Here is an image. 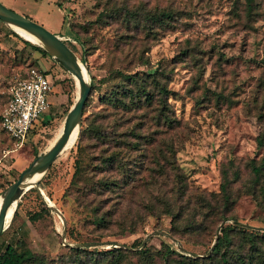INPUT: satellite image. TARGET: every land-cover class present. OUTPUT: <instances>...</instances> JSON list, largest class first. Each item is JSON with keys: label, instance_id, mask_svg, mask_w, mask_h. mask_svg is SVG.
<instances>
[{"label": "rangeland", "instance_id": "obj_1", "mask_svg": "<svg viewBox=\"0 0 264 264\" xmlns=\"http://www.w3.org/2000/svg\"><path fill=\"white\" fill-rule=\"evenodd\" d=\"M0 1L68 41L92 85L81 138L38 181L59 212L28 188L0 249L28 251L25 264H264V0ZM11 30L0 20V113L28 67L54 83L49 121L22 144L0 125V192L77 94L70 72Z\"/></svg>", "mask_w": 264, "mask_h": 264}, {"label": "water", "instance_id": "obj_2", "mask_svg": "<svg viewBox=\"0 0 264 264\" xmlns=\"http://www.w3.org/2000/svg\"><path fill=\"white\" fill-rule=\"evenodd\" d=\"M0 20L10 25L15 32L17 31L14 27H18L35 37L37 40L36 44L40 45L51 57L57 60L65 70L71 73L74 80L76 79L75 83L77 86L76 98L68 109L62 123L61 131L54 142L42 153L36 155L30 163L19 172L17 178L0 192L2 197L0 204L1 233L5 226L8 208L12 204H17L18 199L24 191L30 187L34 186L39 193L42 192L38 186L41 175L50 167L58 155L66 149V144L72 133L78 134L83 107L89 94L91 83L88 80V73L85 65L80 61L75 51L64 42L62 36L50 31L44 25L29 16L8 7L1 1ZM37 173H40V176L35 180H31V177ZM49 206L52 210L59 212L53 204H49ZM154 233L155 231L148 233L147 237ZM145 241L146 239L143 240L142 244H144Z\"/></svg>", "mask_w": 264, "mask_h": 264}, {"label": "built area", "instance_id": "obj_3", "mask_svg": "<svg viewBox=\"0 0 264 264\" xmlns=\"http://www.w3.org/2000/svg\"><path fill=\"white\" fill-rule=\"evenodd\" d=\"M52 90L50 74L37 67H29L24 75L10 84L0 125L16 144H22L27 136L33 134L29 133L31 128L37 130V122L43 120L42 114L48 112L51 105L48 95Z\"/></svg>", "mask_w": 264, "mask_h": 264}, {"label": "trees", "instance_id": "obj_4", "mask_svg": "<svg viewBox=\"0 0 264 264\" xmlns=\"http://www.w3.org/2000/svg\"><path fill=\"white\" fill-rule=\"evenodd\" d=\"M162 16H164V18H168V17H170L171 16V13H169V12H163L162 14H161ZM160 15V16H161ZM161 19H163L162 17H160L159 18V20H161ZM12 31V33L14 34V35H16V36H19L21 39H22V41L24 42V43H26V44H29L34 50H36V51H38V52H40L41 54H47V52L40 46V45H38V44H36V43H33V42H31L30 40H28V39H25V38H23L22 36H20L17 32H15L14 30H11ZM70 38H72V40L73 41H76L77 40V38L74 36V37H72V36H69ZM63 40H64V42H66L67 44H68V41H66L64 38H63ZM78 41V40H77ZM79 43H80V45H81V48H82V51L83 52H86V48H84V42L83 41H78ZM69 45V44H68ZM29 68V67H28ZM43 71H45L46 73H48V74H50V77H51V79H52V81H53V83H54V79H53V76L51 75V73H50V71L49 70H45V69H42ZM131 76V74L128 76V77H130ZM72 80H73V78H71ZM91 88H92V85H91ZM91 88H90V90H91ZM160 88H163V90L166 92L167 91V89L165 88V87H163V86H160ZM143 91H145L144 90V88H141ZM90 92V91H89ZM143 94H145V95H147L148 94V92L147 91H145V92H143ZM89 95V94H88ZM8 96H9V93H8ZM8 96H7V99H8ZM7 99H6V101H7ZM87 99H88V96H87ZM87 99H86V101H85V104H86V102H87ZM6 101H5V103H6ZM85 104H84V107H85ZM84 107H83V111H84ZM83 114V113H82ZM0 116H1V113H0ZM47 121H49V119L48 118H46V119H44V120H41V123H40V125L41 126H44V124H46V122ZM2 129V128H1ZM83 130H84V128H83V126H81L80 128H79V131H78V138L80 139L81 138V135H82V133H83ZM35 129L34 128H31L30 130H29V133H35ZM4 132V131H3ZM10 140L11 141H13V142H15V140H13V139H11L10 138ZM262 144V139H261V137H258V144L257 145H261ZM77 146H79V141H78V143H77ZM37 155V154H36ZM253 169L255 170V171H257V172H259L260 170H261V166H253ZM12 182V181H11ZM11 182H9L8 184H10ZM7 184V185H8ZM29 189H32V190H35L36 191V193H37V195L40 197V199H41V201H42V203L45 205L44 206V209L46 210V211H51L52 209H51V207L49 206V204L41 197V195H40V193H39V191L37 190V188L36 187H30ZM222 189H223V191H224V195H225V197L227 198V193H226V187H225V184H223L222 185ZM19 205V201L17 202V204H16V208H17V206ZM56 207V206H55ZM15 211H16V209H15ZM229 218H233V217H229ZM235 221V223H237V221L236 220H234ZM241 224H239V223H237V224H235L233 227H230V225H224V226H222L221 228H220V231H221V234H217L216 236H215V238H214V242H213V248H212V250L209 252V256L210 257H212V256H214L219 250H220V248L221 247H223L224 245H226V243L228 242V240H229V231L232 229V228H234V229H239L241 226H240ZM254 236H255V234H250V239H253L254 238ZM143 241L142 240H139L138 242H136V243H134V244H132V246H136L137 244H141ZM117 248H119V247H117ZM117 248H115V249H117ZM142 248H144V246L142 247ZM114 249V248H113ZM166 251H174L173 249H169L168 247H167V249H166ZM28 256H29V252L28 251H25V250H18L17 249V247L14 245V244H11V243H8V244H6L5 245V247L4 248H2V249H0V264H25V261L27 260V258H28Z\"/></svg>", "mask_w": 264, "mask_h": 264}, {"label": "bare ground", "instance_id": "obj_5", "mask_svg": "<svg viewBox=\"0 0 264 264\" xmlns=\"http://www.w3.org/2000/svg\"><path fill=\"white\" fill-rule=\"evenodd\" d=\"M14 29H15V30L17 31V33H18L20 36H22L23 38H26V39L30 40L31 42H35V43H37L36 38L33 37L32 35L28 34L27 32H25L24 30H22V29H20V28H18V27H14ZM84 73H85V72H84ZM85 76H86V74H85ZM75 80H76V79H75ZM61 128H62V126L60 127L59 131H58L57 134L54 136V138L51 140V142H50L49 145H51V144L54 142V140L56 139V137H57L58 134L60 133ZM76 136H77V135H76L75 133H72V135L70 136V138H69V140H68V142H67V144H66V148L70 147V146L74 143V141H75V139H76ZM39 176H40V173H37V174H35L34 176L31 177V180H35V179H37ZM1 200H2V197H1V195H0V204H1ZM15 207H16V204H15V205L12 204V205L8 208V211H7V214H6V218H5V225L10 221L12 215L14 214ZM7 226H8V225H7Z\"/></svg>", "mask_w": 264, "mask_h": 264}]
</instances>
